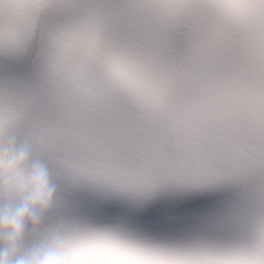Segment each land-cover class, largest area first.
<instances>
[{
    "label": "snow or ice",
    "instance_id": "obj_1",
    "mask_svg": "<svg viewBox=\"0 0 264 264\" xmlns=\"http://www.w3.org/2000/svg\"><path fill=\"white\" fill-rule=\"evenodd\" d=\"M9 141L55 193L29 244L264 264V0H0Z\"/></svg>",
    "mask_w": 264,
    "mask_h": 264
},
{
    "label": "clouds",
    "instance_id": "obj_2",
    "mask_svg": "<svg viewBox=\"0 0 264 264\" xmlns=\"http://www.w3.org/2000/svg\"><path fill=\"white\" fill-rule=\"evenodd\" d=\"M54 196L47 169L28 146H0V264H90L84 248L57 235L29 244Z\"/></svg>",
    "mask_w": 264,
    "mask_h": 264
}]
</instances>
